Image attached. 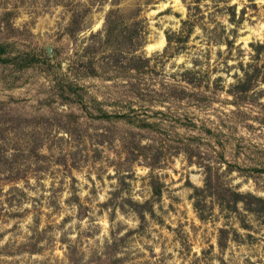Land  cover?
<instances>
[{"label": "rangeland", "instance_id": "rangeland-1", "mask_svg": "<svg viewBox=\"0 0 264 264\" xmlns=\"http://www.w3.org/2000/svg\"><path fill=\"white\" fill-rule=\"evenodd\" d=\"M0 264H264V0H0Z\"/></svg>", "mask_w": 264, "mask_h": 264}]
</instances>
